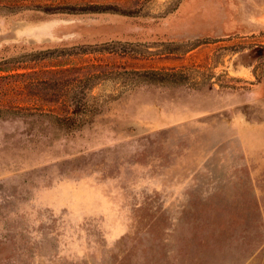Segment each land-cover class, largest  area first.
I'll return each instance as SVG.
<instances>
[{
	"label": "rangeland",
	"instance_id": "rangeland-1",
	"mask_svg": "<svg viewBox=\"0 0 264 264\" xmlns=\"http://www.w3.org/2000/svg\"><path fill=\"white\" fill-rule=\"evenodd\" d=\"M0 264H264V0H0Z\"/></svg>",
	"mask_w": 264,
	"mask_h": 264
}]
</instances>
